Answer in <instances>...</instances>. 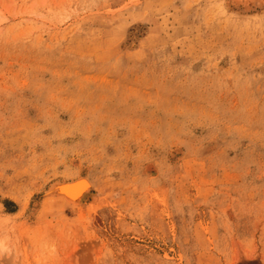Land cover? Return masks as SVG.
<instances>
[{
	"label": "rangeland",
	"instance_id": "374dc122",
	"mask_svg": "<svg viewBox=\"0 0 264 264\" xmlns=\"http://www.w3.org/2000/svg\"><path fill=\"white\" fill-rule=\"evenodd\" d=\"M0 264H264V0H0Z\"/></svg>",
	"mask_w": 264,
	"mask_h": 264
},
{
	"label": "bare ground",
	"instance_id": "6f19581e",
	"mask_svg": "<svg viewBox=\"0 0 264 264\" xmlns=\"http://www.w3.org/2000/svg\"><path fill=\"white\" fill-rule=\"evenodd\" d=\"M181 152V151H180ZM79 186H80V191L77 193V195H75L74 197H69L67 195H63L60 193V195H53L51 197H48V198H51V199H58L60 201H62L64 204L66 205H71V206H77L79 205L80 201L83 199L84 197V190L91 187L90 183L86 180V179H83V180H79ZM57 185V186H56ZM56 185H52L53 186V190L55 187H67L69 189H72L74 188L75 184H56ZM63 185V186H62ZM48 191V190H47ZM51 192V191H50ZM53 192V191H52ZM56 194H57V191L55 190L54 191ZM47 194V193H46ZM87 194V193H86ZM76 197V198H75ZM73 198V199H72ZM82 203V202H81Z\"/></svg>",
	"mask_w": 264,
	"mask_h": 264
},
{
	"label": "water",
	"instance_id": "95a60500",
	"mask_svg": "<svg viewBox=\"0 0 264 264\" xmlns=\"http://www.w3.org/2000/svg\"><path fill=\"white\" fill-rule=\"evenodd\" d=\"M79 182L80 181H75L73 183H70V184H75L74 188H72V189H69L67 187L64 188V187L60 186L57 188V191L64 194V195H68L69 197H74L80 191Z\"/></svg>",
	"mask_w": 264,
	"mask_h": 264
}]
</instances>
